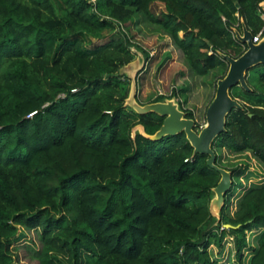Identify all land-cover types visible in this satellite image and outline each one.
<instances>
[{"label":"trees","instance_id":"trees-1","mask_svg":"<svg viewBox=\"0 0 264 264\" xmlns=\"http://www.w3.org/2000/svg\"><path fill=\"white\" fill-rule=\"evenodd\" d=\"M263 4L0 0V264H18L15 251L32 231L39 264H218L209 249L222 248L226 236L235 238L241 264L247 249L248 264H264V183L229 215L245 171L232 169L218 222L210 206L221 174L208 156L194 155L185 133L134 134L142 125L155 135L165 118L126 105L131 79L121 73L137 58L133 48L149 59L126 30L142 15L171 36L195 75L222 69L223 79V55L237 59L247 50L236 33L243 22L253 35L264 28ZM246 81L250 91L230 92L243 109L228 115L212 145L219 167L220 150L249 153L264 166V65Z\"/></svg>","mask_w":264,"mask_h":264},{"label":"rangeland","instance_id":"rangeland-1","mask_svg":"<svg viewBox=\"0 0 264 264\" xmlns=\"http://www.w3.org/2000/svg\"><path fill=\"white\" fill-rule=\"evenodd\" d=\"M163 10L162 4L154 7L156 14H161ZM126 30L132 42L147 52L150 59L138 73L139 100L146 105L161 96L166 99L175 98L176 102L182 104V110L194 114L196 130L200 132L206 125V112L216 95L217 83L221 80L223 70L216 69L202 77L195 75L171 36L160 26L149 23L142 15L136 16ZM85 48L92 49V46L86 42ZM219 156L220 166L229 172L234 168L245 170L236 179L237 186L231 195L228 214L233 215L244 193L250 187L264 183V166L249 153L233 154L227 150H220ZM259 233H247L251 247L257 246L256 239ZM39 248L37 232H29L27 240L21 242L15 251L17 263L39 264L35 258V252ZM209 251L218 264H241L236 256L235 238L232 236L225 237L222 248L212 245ZM251 254V250L245 251L243 264H248Z\"/></svg>","mask_w":264,"mask_h":264},{"label":"water","instance_id":"water-1","mask_svg":"<svg viewBox=\"0 0 264 264\" xmlns=\"http://www.w3.org/2000/svg\"><path fill=\"white\" fill-rule=\"evenodd\" d=\"M237 38L247 45L246 52L235 59L223 55L229 64L226 76L217 83V90L214 99L206 112V125L198 132L196 121L188 119L186 112L180 109V104L175 98L166 99L163 102L141 105L138 100V73L144 69L146 59L143 52L133 48L137 54L136 60L124 67L121 71L131 79V92L126 105L133 108L139 114L155 113L165 118L161 129L153 136L146 133L145 128L140 125L134 129V134L152 139L160 140L166 136H176L185 133L188 141L194 148V155L201 154L209 157L207 164L221 174V180L214 188V197L211 201V213L219 222L221 211L225 206V195L232 188V173L217 165V155L212 149L214 141L226 131L227 117L234 109L242 110L243 107L238 100L232 98L230 92L234 87L241 86L247 91L250 88L247 84V73L254 67L264 65V38L257 44L253 42V34L243 22V33L236 32ZM231 228V225H226Z\"/></svg>","mask_w":264,"mask_h":264},{"label":"built area","instance_id":"built-area-1","mask_svg":"<svg viewBox=\"0 0 264 264\" xmlns=\"http://www.w3.org/2000/svg\"><path fill=\"white\" fill-rule=\"evenodd\" d=\"M96 0H92V2L95 3ZM264 5V4H263ZM263 10H264V6H263ZM263 19H264V15H263ZM264 38V28L257 34V35H253V42L255 44L259 43L262 39ZM203 129V127H202Z\"/></svg>","mask_w":264,"mask_h":264},{"label":"crops","instance_id":"crops-1","mask_svg":"<svg viewBox=\"0 0 264 264\" xmlns=\"http://www.w3.org/2000/svg\"><path fill=\"white\" fill-rule=\"evenodd\" d=\"M138 98V97H137Z\"/></svg>","mask_w":264,"mask_h":264}]
</instances>
